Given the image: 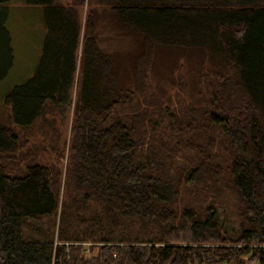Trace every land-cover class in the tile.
<instances>
[{"label": "trees", "instance_id": "1", "mask_svg": "<svg viewBox=\"0 0 264 264\" xmlns=\"http://www.w3.org/2000/svg\"><path fill=\"white\" fill-rule=\"evenodd\" d=\"M73 1L26 0L46 37L34 76L5 99L0 264H264V0H95L109 8L84 29L85 0ZM101 31L123 48L107 51ZM185 65L167 105L151 77L164 91ZM75 86L62 181L19 131H44Z\"/></svg>", "mask_w": 264, "mask_h": 264}, {"label": "rangeland", "instance_id": "2", "mask_svg": "<svg viewBox=\"0 0 264 264\" xmlns=\"http://www.w3.org/2000/svg\"><path fill=\"white\" fill-rule=\"evenodd\" d=\"M63 3L73 4V0H62ZM80 1V0H78ZM95 0H85L80 6L79 12L82 19L83 29L89 12L96 8L101 12L103 8L108 9L107 5H97ZM7 12V20L5 23L10 42L6 36V47L8 57L11 59L10 65L5 74L0 78V124H10L9 108L5 103L6 96L15 88L25 84L35 74L40 61L46 30L43 22V8L39 6L28 5L26 0H11L4 7ZM113 32L101 31L100 38L103 40V47L109 52L121 50L123 44L114 38ZM115 39V40H114ZM3 44V43H2ZM125 48V47H124ZM184 63V61H183ZM166 67L163 68L165 70ZM187 77L186 65L184 68H176L174 74L167 75L166 79L161 81L164 91L160 90L159 81L151 77L152 85L157 98L160 96L167 105L175 106L176 94L178 93L179 77ZM164 96L160 95V92ZM76 97V86L72 92L71 103L62 113H55L48 116L49 124L44 131L41 130L42 122H38L34 128L19 131L23 136V153L36 152L38 161L49 167L58 168L63 172L66 169L68 158L69 140L71 137V127L74 117V103ZM160 99V98H159ZM11 126V125H10ZM15 129V128H14ZM17 132L18 130L15 129ZM27 142V143H26ZM57 149L58 151H54ZM45 152V153H44ZM64 158L57 161L58 154H63ZM27 159L22 160L26 164ZM21 168L26 165L21 164ZM23 165V166H22ZM184 198L187 195L182 194ZM225 211L222 208L221 213L227 212L229 216L235 212V201L230 195L224 196ZM235 224L232 226L234 227ZM233 230V229H232ZM231 230V231H232ZM246 264V263H244Z\"/></svg>", "mask_w": 264, "mask_h": 264}, {"label": "built area", "instance_id": "3", "mask_svg": "<svg viewBox=\"0 0 264 264\" xmlns=\"http://www.w3.org/2000/svg\"><path fill=\"white\" fill-rule=\"evenodd\" d=\"M56 244H57V245H62V244H60V243H56ZM66 245H68V244H66ZM73 245H75L76 247H82L83 252H84V254H85L86 256L91 255V253H92V248L95 247V246H97V245L94 244V243H76V244H73Z\"/></svg>", "mask_w": 264, "mask_h": 264}]
</instances>
